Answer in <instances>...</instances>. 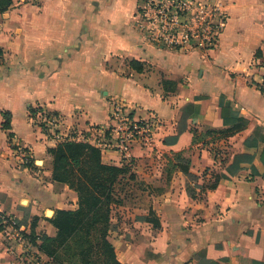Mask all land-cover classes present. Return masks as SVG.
Here are the masks:
<instances>
[{
  "label": "crops",
  "instance_id": "crops-1",
  "mask_svg": "<svg viewBox=\"0 0 264 264\" xmlns=\"http://www.w3.org/2000/svg\"><path fill=\"white\" fill-rule=\"evenodd\" d=\"M139 2L12 0L0 14V213L29 235L55 237L49 219L75 211L78 199L52 179L47 149L63 140L45 134L40 119L83 142L109 128L110 104L121 101L135 119L155 117L158 128L153 149L132 151L151 192L147 206H112L117 261L264 264V0H216L227 22L208 51L147 42L136 27ZM251 137L256 149L247 147ZM19 147L29 149L30 166L16 161ZM101 160L121 164L117 153ZM0 264H16L1 230Z\"/></svg>",
  "mask_w": 264,
  "mask_h": 264
},
{
  "label": "built area",
  "instance_id": "built-area-1",
  "mask_svg": "<svg viewBox=\"0 0 264 264\" xmlns=\"http://www.w3.org/2000/svg\"><path fill=\"white\" fill-rule=\"evenodd\" d=\"M215 1L140 0L136 27L147 42L160 49L212 50L227 22V13ZM260 88L264 90V82ZM109 119V128L93 129L89 139L83 142L98 149L102 156L117 153L120 162L124 163L133 159L135 146L153 149L158 128L155 117L135 119L124 102L113 101L109 108ZM40 123L55 141L66 140L55 130L54 121L49 117H41ZM15 157L20 164L32 162L29 149L17 148ZM1 237L6 252L16 264H42L43 253L37 247L38 240L33 243L29 234L17 226L14 218H4Z\"/></svg>",
  "mask_w": 264,
  "mask_h": 264
},
{
  "label": "trees",
  "instance_id": "trees-1",
  "mask_svg": "<svg viewBox=\"0 0 264 264\" xmlns=\"http://www.w3.org/2000/svg\"><path fill=\"white\" fill-rule=\"evenodd\" d=\"M11 4L12 0H0V14L5 12ZM137 64L136 61L129 62L131 67L140 72L142 68H135ZM260 90L264 92L263 89L260 88ZM32 113H34L33 110ZM2 116L4 119L2 127L9 130L10 114L3 113ZM176 140L177 137H174L172 142L175 143ZM247 145L248 148L256 149V138L251 137L247 140ZM47 153L52 158L53 181L66 185L76 194L78 208L75 211H55L53 218L49 219L56 229L55 237L46 235L36 237L31 234L30 239L33 243L39 241L38 249L51 258L54 264H120L115 257L113 245L108 240L111 229L110 217L112 206L120 203L117 198V186L122 185L125 180L136 179L132 172L133 160L128 163L121 162L118 166L107 165L102 162L98 149L88 143L70 139L47 149ZM182 155L183 153L174 154V158L181 160L182 171L190 176L185 168L189 161H186ZM261 161L264 164V148L261 151ZM213 188H215L214 184L209 186V189ZM4 218L0 213V230L3 227ZM145 220L150 222L151 219ZM17 226L20 227L19 223ZM80 240L82 245L77 246V241ZM72 247H75L73 250L80 251L71 253ZM59 253L69 257L60 261Z\"/></svg>",
  "mask_w": 264,
  "mask_h": 264
},
{
  "label": "rangeland",
  "instance_id": "rangeland-1",
  "mask_svg": "<svg viewBox=\"0 0 264 264\" xmlns=\"http://www.w3.org/2000/svg\"><path fill=\"white\" fill-rule=\"evenodd\" d=\"M43 132L45 134H48V131H45V128L43 129ZM48 135L50 138L52 137V135H50V134H48ZM25 149H27V148H25ZM30 155H31V153H30ZM14 157H15V155H14ZM15 159L18 162L16 157H15ZM134 165L136 166V163ZM134 165L132 167V172L134 173L136 179L135 180H125L122 182L123 183L122 185L117 186V198H119L120 204L123 202V204L125 203V205L127 207L137 206V203H139L140 201H142V204L144 205L143 207H145V206H147L146 201L150 197L149 194H151V192L148 191L147 189H145V187L143 186V184L145 182H144V180H141V179H143L142 175H138L134 172V168H135ZM142 168H144V165L142 166ZM144 200H145V202H143ZM140 208H142V207H140ZM77 243H76L77 246H79V244L82 245L81 240L77 241ZM59 257L63 258V254L60 253ZM46 263H47V261L43 260L42 264H46Z\"/></svg>",
  "mask_w": 264,
  "mask_h": 264
}]
</instances>
